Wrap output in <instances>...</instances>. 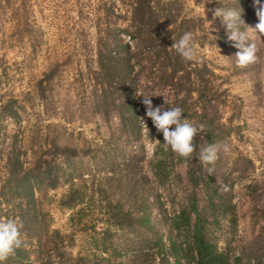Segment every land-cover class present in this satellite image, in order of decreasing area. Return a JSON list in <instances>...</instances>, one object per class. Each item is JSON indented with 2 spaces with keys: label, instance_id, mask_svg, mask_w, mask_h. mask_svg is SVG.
I'll return each mask as SVG.
<instances>
[{
  "label": "rangeland",
  "instance_id": "1",
  "mask_svg": "<svg viewBox=\"0 0 264 264\" xmlns=\"http://www.w3.org/2000/svg\"><path fill=\"white\" fill-rule=\"evenodd\" d=\"M260 5L0 0V220L22 221L25 241L5 264L173 263L188 237L169 218L192 203L231 264H264V36L249 30L259 59L238 67L213 16L241 9L248 29ZM186 32L202 62L171 47ZM139 93L204 125L193 159L156 135ZM12 150L40 180L29 204L8 179Z\"/></svg>",
  "mask_w": 264,
  "mask_h": 264
},
{
  "label": "clouds",
  "instance_id": "2",
  "mask_svg": "<svg viewBox=\"0 0 264 264\" xmlns=\"http://www.w3.org/2000/svg\"><path fill=\"white\" fill-rule=\"evenodd\" d=\"M257 4H259V0H254V5ZM255 14L258 23L255 27L248 26V29H244L246 24L241 18V9L217 8L213 13V16L220 18L222 24L226 27L227 38L237 49L234 54L236 64L241 68L256 63L259 59L257 45L252 42L249 30L264 36V5H260ZM192 40V34L186 32L171 47L185 61L202 62V57L197 54ZM137 95L143 98L142 103L146 109L145 115L150 118L156 131L162 133L165 146L185 161L193 159L197 150L194 141L197 135L206 131L204 125L184 117L183 109L180 107H168L166 110L163 106L154 107L150 97L157 95L146 96L143 93ZM142 123L148 128L143 118ZM220 151L221 145L210 144L201 148L198 158L204 165H214ZM211 170L209 168V171ZM22 229L23 222L20 220L15 218L0 220V264H5L9 258L16 255L18 249L24 246Z\"/></svg>",
  "mask_w": 264,
  "mask_h": 264
},
{
  "label": "trees",
  "instance_id": "3",
  "mask_svg": "<svg viewBox=\"0 0 264 264\" xmlns=\"http://www.w3.org/2000/svg\"><path fill=\"white\" fill-rule=\"evenodd\" d=\"M7 111L10 117L15 115V112L11 107V101L8 103ZM160 134L161 133L157 132L156 135L160 136ZM196 153H194V155H196ZM7 167L9 181L14 180L17 182L14 191H17V189H19L18 187L23 188L24 195H27L28 197V204L31 203L35 188L40 187V180L37 179L33 170H30L29 168L23 169L19 156L14 150H12L7 156ZM42 171V173H45L47 176L50 173L49 168H43ZM51 185L53 186L54 183H51ZM192 214H194L193 221ZM116 217L117 214H114V218ZM146 219L148 220V218ZM169 221L171 229L178 231L182 230L183 235L188 238H186L183 243H180V245L173 247V263L167 262L168 260L166 259L165 261H161L160 264H231L227 253L223 250H219L217 244L205 236L201 225L202 219L195 208V203H192L188 210L182 209L171 216ZM20 255L21 251L18 249L15 257Z\"/></svg>",
  "mask_w": 264,
  "mask_h": 264
}]
</instances>
